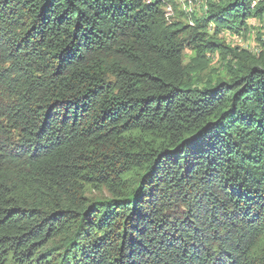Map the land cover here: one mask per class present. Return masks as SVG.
Wrapping results in <instances>:
<instances>
[{"label":"trees","instance_id":"obj_1","mask_svg":"<svg viewBox=\"0 0 264 264\" xmlns=\"http://www.w3.org/2000/svg\"><path fill=\"white\" fill-rule=\"evenodd\" d=\"M193 1L0 0V264H264V0Z\"/></svg>","mask_w":264,"mask_h":264},{"label":"rangeland","instance_id":"obj_2","mask_svg":"<svg viewBox=\"0 0 264 264\" xmlns=\"http://www.w3.org/2000/svg\"><path fill=\"white\" fill-rule=\"evenodd\" d=\"M178 4V9L183 11L184 13H187L188 16H195L196 14L200 13V9H196L193 13H189L187 10H185V4L183 3V0H176ZM199 1V0H198ZM187 11V12H186ZM174 15L171 16L173 18ZM187 22L190 24L191 17H187ZM212 25H210V32H212ZM247 31L240 32V34H236L232 31H226L223 30L219 33V37L225 41L227 45L237 47L241 50H246L251 53H256L258 49V42L257 38L258 36L262 34V31L264 30V24L263 22L258 21L257 19H249L247 21ZM226 33L230 34L229 36H226ZM190 56V53L188 51L185 52V60L186 63L188 61V58ZM220 61L219 57L217 55H213L210 57V71H219L220 70ZM220 72V71H219ZM209 75V73H207Z\"/></svg>","mask_w":264,"mask_h":264},{"label":"bare ground","instance_id":"obj_3","mask_svg":"<svg viewBox=\"0 0 264 264\" xmlns=\"http://www.w3.org/2000/svg\"><path fill=\"white\" fill-rule=\"evenodd\" d=\"M183 3L185 4V8H186L185 10H187L190 13L193 12L197 8V5L195 4L193 0H183ZM165 10L166 12H170V16H172V11L170 7H167ZM166 16H169V14L166 13Z\"/></svg>","mask_w":264,"mask_h":264},{"label":"built area","instance_id":"obj_4","mask_svg":"<svg viewBox=\"0 0 264 264\" xmlns=\"http://www.w3.org/2000/svg\"><path fill=\"white\" fill-rule=\"evenodd\" d=\"M162 6L164 7V12H165V13H168L169 16H170V12H166V10H165V4H162ZM227 35L229 36L230 34L226 33V36H227Z\"/></svg>","mask_w":264,"mask_h":264}]
</instances>
